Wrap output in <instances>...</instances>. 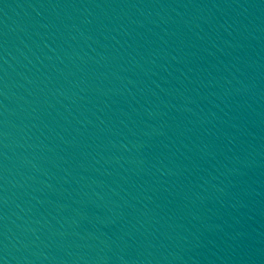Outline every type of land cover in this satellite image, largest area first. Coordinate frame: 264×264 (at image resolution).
Returning <instances> with one entry per match:
<instances>
[{
	"label": "water",
	"instance_id": "95a60500",
	"mask_svg": "<svg viewBox=\"0 0 264 264\" xmlns=\"http://www.w3.org/2000/svg\"><path fill=\"white\" fill-rule=\"evenodd\" d=\"M0 264H264V0H0Z\"/></svg>",
	"mask_w": 264,
	"mask_h": 264
}]
</instances>
